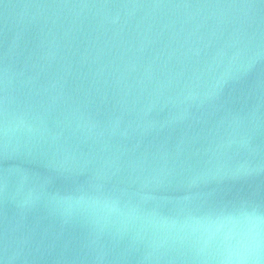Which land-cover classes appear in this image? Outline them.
Returning <instances> with one entry per match:
<instances>
[{"label": "water", "instance_id": "95a60500", "mask_svg": "<svg viewBox=\"0 0 264 264\" xmlns=\"http://www.w3.org/2000/svg\"><path fill=\"white\" fill-rule=\"evenodd\" d=\"M249 241L264 0H0V264H226Z\"/></svg>", "mask_w": 264, "mask_h": 264}, {"label": "clouds", "instance_id": "9594fccd", "mask_svg": "<svg viewBox=\"0 0 264 264\" xmlns=\"http://www.w3.org/2000/svg\"><path fill=\"white\" fill-rule=\"evenodd\" d=\"M262 250L259 242L249 241L231 252L226 264H256Z\"/></svg>", "mask_w": 264, "mask_h": 264}]
</instances>
